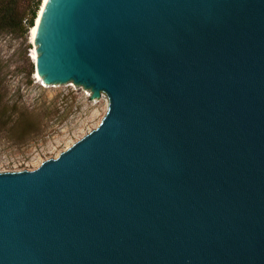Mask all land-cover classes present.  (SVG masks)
Wrapping results in <instances>:
<instances>
[{
	"label": "water",
	"instance_id": "obj_1",
	"mask_svg": "<svg viewBox=\"0 0 264 264\" xmlns=\"http://www.w3.org/2000/svg\"><path fill=\"white\" fill-rule=\"evenodd\" d=\"M34 45L108 111L0 172V264H264V0H49Z\"/></svg>",
	"mask_w": 264,
	"mask_h": 264
},
{
	"label": "rangeland",
	"instance_id": "obj_2",
	"mask_svg": "<svg viewBox=\"0 0 264 264\" xmlns=\"http://www.w3.org/2000/svg\"><path fill=\"white\" fill-rule=\"evenodd\" d=\"M33 49L29 31L0 32V81L9 112L15 119L21 113L42 119L40 129L22 140L13 129L0 130V172L35 169L57 157L98 127L108 111L107 101L95 108L75 87L49 92L36 78Z\"/></svg>",
	"mask_w": 264,
	"mask_h": 264
},
{
	"label": "trees",
	"instance_id": "obj_3",
	"mask_svg": "<svg viewBox=\"0 0 264 264\" xmlns=\"http://www.w3.org/2000/svg\"><path fill=\"white\" fill-rule=\"evenodd\" d=\"M29 0H0V32L5 30L30 32L35 25L38 12L43 0L33 1L27 8L23 3ZM27 19L26 23L24 20ZM0 81V130L13 129L17 140L27 138L31 133L38 131L42 125L41 118H31L27 113H21L15 119L9 112L5 92Z\"/></svg>",
	"mask_w": 264,
	"mask_h": 264
},
{
	"label": "bare ground",
	"instance_id": "obj_4",
	"mask_svg": "<svg viewBox=\"0 0 264 264\" xmlns=\"http://www.w3.org/2000/svg\"><path fill=\"white\" fill-rule=\"evenodd\" d=\"M48 1L49 0L42 1V4H41L40 10L38 12V16H37L35 25L30 29L31 39H32V42L34 44H36V35H37V32H38V30L40 28V21H41L42 13H43V10H44L46 4L48 3ZM32 58L34 59V61H36V59H37V51H36V49H33V51H32ZM36 78L39 79V74L38 73H36Z\"/></svg>",
	"mask_w": 264,
	"mask_h": 264
},
{
	"label": "built area",
	"instance_id": "obj_5",
	"mask_svg": "<svg viewBox=\"0 0 264 264\" xmlns=\"http://www.w3.org/2000/svg\"><path fill=\"white\" fill-rule=\"evenodd\" d=\"M27 19L24 20V22L26 23Z\"/></svg>",
	"mask_w": 264,
	"mask_h": 264
}]
</instances>
